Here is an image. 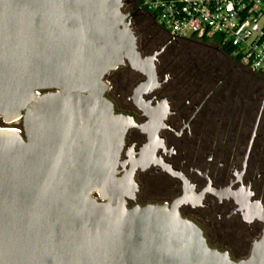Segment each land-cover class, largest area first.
I'll list each match as a JSON object with an SVG mask.
<instances>
[{
	"label": "water",
	"instance_id": "obj_1",
	"mask_svg": "<svg viewBox=\"0 0 264 264\" xmlns=\"http://www.w3.org/2000/svg\"><path fill=\"white\" fill-rule=\"evenodd\" d=\"M124 3L0 0V118L24 130L0 129V264H264V234L233 260L181 215L184 197L127 205L133 170L118 174L135 122L105 77L126 61L145 74L140 107L160 83Z\"/></svg>",
	"mask_w": 264,
	"mask_h": 264
},
{
	"label": "flooded vegetation",
	"instance_id": "obj_2",
	"mask_svg": "<svg viewBox=\"0 0 264 264\" xmlns=\"http://www.w3.org/2000/svg\"><path fill=\"white\" fill-rule=\"evenodd\" d=\"M124 2L160 83L138 98L140 107L134 95L145 74L126 61L105 77L115 111L135 122L118 174L133 170L127 205L184 197L181 215L211 248L246 258L264 234V80L217 45L172 37L140 0Z\"/></svg>",
	"mask_w": 264,
	"mask_h": 264
},
{
	"label": "built area",
	"instance_id": "obj_3",
	"mask_svg": "<svg viewBox=\"0 0 264 264\" xmlns=\"http://www.w3.org/2000/svg\"><path fill=\"white\" fill-rule=\"evenodd\" d=\"M140 4L172 37L227 47L240 64L264 75V0H140ZM1 128L24 133L21 119L0 118Z\"/></svg>",
	"mask_w": 264,
	"mask_h": 264
},
{
	"label": "trees",
	"instance_id": "obj_4",
	"mask_svg": "<svg viewBox=\"0 0 264 264\" xmlns=\"http://www.w3.org/2000/svg\"><path fill=\"white\" fill-rule=\"evenodd\" d=\"M223 49H224L228 54L231 53V50H230L229 48L224 47ZM234 59H235V61H236L237 64H240V61H239L238 58H234ZM245 68L247 69V67H245ZM258 76H259L261 79L264 80V75L258 74Z\"/></svg>",
	"mask_w": 264,
	"mask_h": 264
},
{
	"label": "rangeland",
	"instance_id": "obj_5",
	"mask_svg": "<svg viewBox=\"0 0 264 264\" xmlns=\"http://www.w3.org/2000/svg\"><path fill=\"white\" fill-rule=\"evenodd\" d=\"M14 125V124H11V126Z\"/></svg>",
	"mask_w": 264,
	"mask_h": 264
}]
</instances>
